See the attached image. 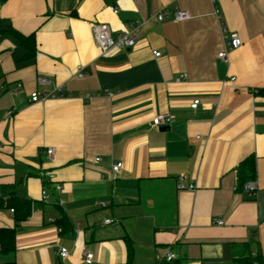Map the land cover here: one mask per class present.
Here are the masks:
<instances>
[{"label":"crops","instance_id":"1","mask_svg":"<svg viewBox=\"0 0 264 264\" xmlns=\"http://www.w3.org/2000/svg\"><path fill=\"white\" fill-rule=\"evenodd\" d=\"M164 7L192 17L156 21ZM136 21L134 47L101 52L94 22L117 36ZM10 29L34 34L33 55ZM226 31L242 40L229 63L218 56ZM162 112L174 118L165 130L151 122ZM252 157L249 192L239 166ZM180 175L195 189H179ZM19 198L33 208L18 223L10 199ZM16 225L0 264H87L83 246L92 264H264V0L0 3V229Z\"/></svg>","mask_w":264,"mask_h":264},{"label":"built area","instance_id":"2","mask_svg":"<svg viewBox=\"0 0 264 264\" xmlns=\"http://www.w3.org/2000/svg\"><path fill=\"white\" fill-rule=\"evenodd\" d=\"M1 3V2H0ZM111 10L116 13L118 12V8L116 6H112ZM175 20V21H186L189 20L192 15L191 13L186 10V9H181L178 8L172 14L170 13V10L167 7L162 8L157 14L154 16L156 21H164L169 18V16ZM144 23L143 22H132L130 24V29L124 34H119L117 36H114L112 34L111 27L107 23H99V22H94L92 24V31L94 35V39L96 44L99 46L100 50L102 53H108L112 49H127L134 47L136 42H137V32L139 31L141 25ZM224 41H225V48L218 53L219 58H221L225 63H229V56L228 53L230 50L237 49L242 45V40L241 37L237 32H228L226 31L224 33ZM154 56L156 57H161L162 52L156 50L153 52ZM87 74V71L85 69V66L82 64L77 65L75 75L78 77H84ZM184 78L187 77L186 74L183 76ZM235 78L232 77L231 80H234ZM177 81H180L181 78H177ZM39 82L41 84H48L49 80L47 78L40 77ZM20 86V85H19ZM62 91V86H59L55 89L53 92H47V93H40L39 91H34L31 93V101L32 102H38V101H44L47 100L50 97L55 96L56 92ZM108 95H112L111 92H108ZM94 95L87 94L85 95V99L88 100L89 98H92ZM201 103L200 99H194L193 102L191 103L192 108H197L199 104ZM8 114H11V112H8ZM174 118L169 112H162L158 113L155 116H153L151 122L154 127H163V126H169L173 122ZM55 151L54 147H50L47 149V154L49 156H53ZM97 162L102 161V157L98 156L95 158ZM124 168V162L120 160H115L112 161L111 163V169L112 173L114 175L119 174L122 172ZM177 187L179 189H195L194 184H186L185 183V177L183 175L178 176V181H177ZM244 190L253 192L256 190V182L255 180H249L247 181L244 186ZM57 190L61 189V185L56 186ZM42 198L43 200H48L49 198V193L47 190L42 191ZM60 203H62V200H60ZM102 205H105L104 203H101ZM12 212H14V209H11ZM53 220V219H50ZM106 224H111L114 222L113 218H106L104 221ZM219 224H223V221H219ZM58 253L61 258L66 259L69 256V250L61 246L59 247ZM82 253L84 257V261L87 264H92L94 260V253L89 251L87 247L83 246L82 248ZM159 258V256H157ZM166 260H172L175 258V254L171 251L167 252L166 255L164 256Z\"/></svg>","mask_w":264,"mask_h":264},{"label":"trees","instance_id":"3","mask_svg":"<svg viewBox=\"0 0 264 264\" xmlns=\"http://www.w3.org/2000/svg\"><path fill=\"white\" fill-rule=\"evenodd\" d=\"M5 0H0L4 2ZM10 33H13L14 36L22 43L25 44L29 51V56L34 54L36 39L34 34L26 37L19 32L10 29ZM256 177V167L254 158H248L242 162L239 166V187L243 188L244 184L249 180H254ZM10 205L14 209L15 218L17 222H22L27 219L32 211V202L25 198L19 199H10ZM18 232V226L15 227H6L0 229V252L9 254L14 252L16 244V236ZM128 250H129V260L133 255V247L131 241L128 239ZM5 264H15L14 261L6 262Z\"/></svg>","mask_w":264,"mask_h":264},{"label":"water","instance_id":"4","mask_svg":"<svg viewBox=\"0 0 264 264\" xmlns=\"http://www.w3.org/2000/svg\"><path fill=\"white\" fill-rule=\"evenodd\" d=\"M169 126H163V127H160L161 130H165L167 129Z\"/></svg>","mask_w":264,"mask_h":264}]
</instances>
